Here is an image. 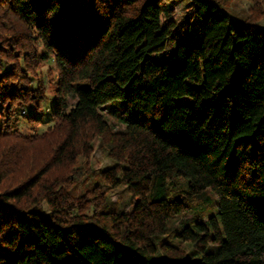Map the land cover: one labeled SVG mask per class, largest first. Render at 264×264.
<instances>
[{
    "label": "trees",
    "instance_id": "1",
    "mask_svg": "<svg viewBox=\"0 0 264 264\" xmlns=\"http://www.w3.org/2000/svg\"><path fill=\"white\" fill-rule=\"evenodd\" d=\"M189 1L0 0V264H264V0Z\"/></svg>",
    "mask_w": 264,
    "mask_h": 264
},
{
    "label": "rangeland",
    "instance_id": "2",
    "mask_svg": "<svg viewBox=\"0 0 264 264\" xmlns=\"http://www.w3.org/2000/svg\"><path fill=\"white\" fill-rule=\"evenodd\" d=\"M247 6H249V3L246 0H241V1H236L234 2V4L232 5V13H234L238 18H242L245 14H246V9ZM192 7V3L189 0H184V2L182 0H177V4L175 7V15L173 16L172 19L176 20L177 22H180L186 15L187 13V9ZM200 19H198L196 16L192 17L191 20V31L189 32V34H186L184 36L180 35L177 39L176 42H174V44L172 45L173 47H175V45L180 42V41H184L187 42L188 44H198L201 40V38H197L198 36L200 37L201 31H202V24H200ZM199 29H201V31L198 33ZM195 35H198L197 37H195ZM169 52V51H168ZM166 55V54H165ZM159 56V55H158ZM162 56V55H161ZM161 59V58H160ZM55 64L52 60H48L45 61L43 64V67H41V71L38 73V76L36 77V79H33V86H36L37 80L38 79H42L43 81H45V83L47 84V94H48V98L47 100L43 103H49L53 105L54 102V88L52 87V84L54 82V80L57 78V70L54 67ZM122 101L119 100H115L112 101L110 103H107L104 107L105 110H103L104 112V117L107 120V122L110 124V126H114L113 129H120L118 128L116 125L120 122H122V111L124 110V105L121 103ZM174 103L175 104H192V100L189 97H176L174 99ZM26 117L24 118H20V126L25 130V131H29V129L31 128V124L27 122V120H25ZM118 122V123H117ZM122 124L124 125V123L122 122ZM48 125V123H45L44 125L40 126L37 128L38 132H41L44 130V128ZM123 128V127H122ZM121 128V129H122ZM95 149H94V153L93 155H91V164H92V168L95 169L96 172H99L101 170L106 169L107 167H111L114 164V161H112L111 159L107 158L105 155H102V152L99 148V143L98 140H96L95 142ZM81 161V159L79 160ZM99 183H102V181L97 180ZM182 182H180V184L178 185V187L176 186L174 189L175 193L174 195H176L179 198H182L185 194H186V189H188V184L186 182V178L184 179L182 177ZM104 190L106 189V186L102 187ZM126 191L124 190H119L118 188L116 189H109L108 193L109 194V199L114 203H118L120 204V206H124L127 205L128 203V199H130V194L129 193H125ZM218 200V197H216V195L214 193H212V191L209 192L207 199L205 198L204 203L211 206L209 208V210L212 212V214H216L218 207L215 206ZM187 217H192L191 215H187ZM207 218H204L202 220H206ZM174 242L180 243L185 250L187 251V253H189V249H190V245H188L189 243L183 242L181 240V238L176 237L174 238Z\"/></svg>",
    "mask_w": 264,
    "mask_h": 264
}]
</instances>
